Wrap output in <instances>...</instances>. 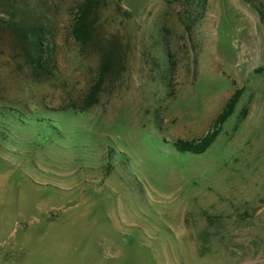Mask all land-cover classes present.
Wrapping results in <instances>:
<instances>
[{
	"label": "rangeland",
	"instance_id": "1",
	"mask_svg": "<svg viewBox=\"0 0 264 264\" xmlns=\"http://www.w3.org/2000/svg\"><path fill=\"white\" fill-rule=\"evenodd\" d=\"M37 1L39 72L0 21V113L18 117H0V264H264V0H207L191 32L184 0H103L125 71L86 112L99 56L69 35L81 0ZM238 89L205 153L174 147Z\"/></svg>",
	"mask_w": 264,
	"mask_h": 264
},
{
	"label": "trees",
	"instance_id": "2",
	"mask_svg": "<svg viewBox=\"0 0 264 264\" xmlns=\"http://www.w3.org/2000/svg\"><path fill=\"white\" fill-rule=\"evenodd\" d=\"M102 2L103 0H81L69 26V35L80 52L85 54L89 49L95 48L99 56L96 80L82 98L80 105L72 107L79 108L81 112H86L98 104L102 92L125 71L124 47L115 39H102L98 33L100 12L104 5ZM184 2L188 9L185 28L187 32H191L198 18L205 17L207 0H184ZM0 9L3 14L0 21L6 24L14 36L22 42L26 57L34 70L39 72L44 69L50 52V40L47 36L49 30L45 20L47 13L43 4L37 0H0ZM194 9L198 10L199 17L191 19ZM166 65L171 73L172 61L168 59ZM256 73L264 76V68L257 69ZM242 94V89L236 90L205 136L193 141L178 140L174 143V147L181 153L194 155L205 153L217 140L223 125L235 113ZM0 117L9 119L13 123L17 122L18 118L4 113H0ZM3 129L0 130L1 134L6 131V128Z\"/></svg>",
	"mask_w": 264,
	"mask_h": 264
},
{
	"label": "crops",
	"instance_id": "3",
	"mask_svg": "<svg viewBox=\"0 0 264 264\" xmlns=\"http://www.w3.org/2000/svg\"><path fill=\"white\" fill-rule=\"evenodd\" d=\"M6 178H7L6 175L0 174V191L4 190ZM13 231H15V230H13Z\"/></svg>",
	"mask_w": 264,
	"mask_h": 264
}]
</instances>
